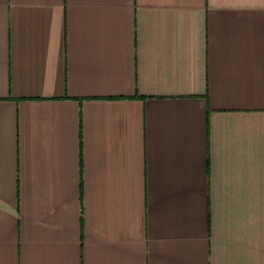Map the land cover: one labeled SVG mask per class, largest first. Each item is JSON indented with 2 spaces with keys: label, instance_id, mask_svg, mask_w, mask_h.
I'll use <instances>...</instances> for the list:
<instances>
[{
  "label": "crops",
  "instance_id": "crops-1",
  "mask_svg": "<svg viewBox=\"0 0 264 264\" xmlns=\"http://www.w3.org/2000/svg\"><path fill=\"white\" fill-rule=\"evenodd\" d=\"M0 264H264V0H0Z\"/></svg>",
  "mask_w": 264,
  "mask_h": 264
}]
</instances>
